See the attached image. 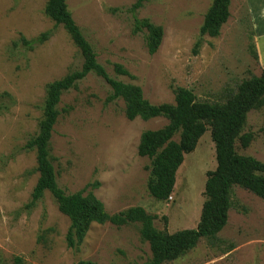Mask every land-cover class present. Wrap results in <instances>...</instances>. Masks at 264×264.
Returning <instances> with one entry per match:
<instances>
[{
    "label": "rangeland",
    "instance_id": "1",
    "mask_svg": "<svg viewBox=\"0 0 264 264\" xmlns=\"http://www.w3.org/2000/svg\"><path fill=\"white\" fill-rule=\"evenodd\" d=\"M213 0H66L67 10L91 47L96 63L116 82L136 87L149 105L173 104V90L184 88L198 103H224L244 80L264 71L244 0H230L229 18L217 37L199 31ZM47 0H0V264H147L149 246L141 224L92 223L69 249L70 220L48 192L32 203L38 179L36 138L46 86L79 73L82 58L61 26L44 13ZM148 20L163 32L153 55L145 31L135 33L132 19ZM48 38L32 49L23 42ZM199 43L195 49L196 44ZM256 54V57L255 55ZM115 66L127 75L118 74ZM48 142L55 180L66 193L82 192L107 215L142 208L154 227L169 234L195 229L204 202L206 173L216 167L210 132L184 156L166 202L147 191L149 160L137 155L140 136L159 130L164 118L128 120L124 102L113 98L95 73L60 93ZM242 134L253 140L238 155L264 164V108L246 115ZM178 141V135L174 138ZM232 206L218 242L201 239L196 247L163 264H264V201L234 187Z\"/></svg>",
    "mask_w": 264,
    "mask_h": 264
},
{
    "label": "trees",
    "instance_id": "2",
    "mask_svg": "<svg viewBox=\"0 0 264 264\" xmlns=\"http://www.w3.org/2000/svg\"><path fill=\"white\" fill-rule=\"evenodd\" d=\"M145 0H136L130 12H135ZM230 0H213L205 14L199 36L217 37L220 28L229 18ZM45 15L61 26L78 49L83 64L79 73H72L61 80L49 83L45 88L42 118L38 125L36 138L32 146L36 152V172L38 179L31 198L35 203L48 192L58 210L69 218L70 228L65 236L67 248L74 249L92 223H109L114 226L128 223L141 224L140 237L149 246L151 259L147 264H163L181 257L193 250L201 239L218 242L216 235L227 224L231 195L234 187L243 189L264 201V164L250 157L238 155L236 142L246 149L253 137L242 134L246 115L250 111L264 108V71L259 77L244 80L224 103H198L193 93L176 87L173 90L174 103L149 105L143 101L138 88L111 80L96 63L94 53L75 25L67 10L66 0H47ZM135 33L145 31L148 53L153 55L158 49L163 32L148 20L132 19ZM48 33L36 40L23 42L30 49L48 38ZM199 43L196 44L195 49ZM256 57V54H254ZM118 74L127 75L122 67L115 66ZM95 73L110 88L113 98L124 102L125 116L128 120L140 118H164L167 125L159 130L145 131L141 134L137 146V155L149 160V179L147 191L156 201L166 202L173 193L175 176L184 156L192 153L204 133L209 130L214 145L216 167L206 173L204 185V202L201 207L199 222L195 229L181 230L173 234L159 231L154 227L155 217L148 215L142 208L134 207L125 212L107 215L99 202L84 197L82 192L66 193L58 187L54 168L48 157V142L57 117L56 105L62 91L70 88L75 81ZM4 98L1 95L0 98ZM178 135V141L175 136ZM264 137V134H263ZM12 264H22L16 257ZM77 264H93L79 261Z\"/></svg>",
    "mask_w": 264,
    "mask_h": 264
},
{
    "label": "crops",
    "instance_id": "3",
    "mask_svg": "<svg viewBox=\"0 0 264 264\" xmlns=\"http://www.w3.org/2000/svg\"><path fill=\"white\" fill-rule=\"evenodd\" d=\"M255 33V49L264 68V0H244Z\"/></svg>",
    "mask_w": 264,
    "mask_h": 264
}]
</instances>
